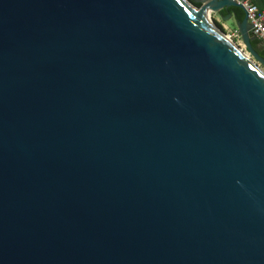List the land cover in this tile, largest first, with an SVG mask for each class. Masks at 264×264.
I'll return each mask as SVG.
<instances>
[{
  "label": "water",
  "instance_id": "1",
  "mask_svg": "<svg viewBox=\"0 0 264 264\" xmlns=\"http://www.w3.org/2000/svg\"><path fill=\"white\" fill-rule=\"evenodd\" d=\"M230 7L0 0V264H264V57L204 17Z\"/></svg>",
  "mask_w": 264,
  "mask_h": 264
},
{
  "label": "built area",
  "instance_id": "2",
  "mask_svg": "<svg viewBox=\"0 0 264 264\" xmlns=\"http://www.w3.org/2000/svg\"><path fill=\"white\" fill-rule=\"evenodd\" d=\"M233 1H235L238 4H241L244 7L247 16L249 18V21L253 25V30L255 32V35L257 36L258 39L264 41V10H261L256 4H254L250 0H233ZM223 29H225V32L227 31L226 35L230 41H232L243 52L251 56L245 45L240 30L238 29L231 30L227 27H223Z\"/></svg>",
  "mask_w": 264,
  "mask_h": 264
},
{
  "label": "trees",
  "instance_id": "3",
  "mask_svg": "<svg viewBox=\"0 0 264 264\" xmlns=\"http://www.w3.org/2000/svg\"><path fill=\"white\" fill-rule=\"evenodd\" d=\"M254 4H256L257 6H259V8L261 10H264V0H251ZM198 5V4H197ZM236 13V15L238 16V18L240 20H243L244 19V10H242L241 8H238V7H232L230 10L228 11H222L221 12V15L222 16H226L228 15L229 13ZM216 25L221 28L222 30H225L223 29V26L214 19ZM253 45L254 47L260 52V54L264 57V41L261 40V39H256L254 42H253Z\"/></svg>",
  "mask_w": 264,
  "mask_h": 264
},
{
  "label": "crops",
  "instance_id": "4",
  "mask_svg": "<svg viewBox=\"0 0 264 264\" xmlns=\"http://www.w3.org/2000/svg\"><path fill=\"white\" fill-rule=\"evenodd\" d=\"M251 1V0H250ZM259 7V6H258ZM232 7H230V8H228V9H223V10H221L218 14H217V17H219L220 19L218 20V19H216V17H214V19L216 20V21H218L223 27H227V28H229V29H231V30H235V29H238L239 30V28H238V23L239 22H241V21H243L245 18H246V15H247V13H246V11L244 10V9H242V10H244V14H245V16H244V19L243 20H240L239 18H238V16L236 15V13H233V12H231V13H229V14H233V17H232V20L231 21H234L235 23H236V27L235 28H232L230 25H229V23L228 22H230V21H224V20H222V18L220 17V16H222L221 15V12L222 11H228V10H230ZM236 8V7H235ZM228 14V15H229ZM228 15H226V16H228ZM216 16V15H215ZM223 17H225V16H223ZM258 39V38H257Z\"/></svg>",
  "mask_w": 264,
  "mask_h": 264
},
{
  "label": "rangeland",
  "instance_id": "5",
  "mask_svg": "<svg viewBox=\"0 0 264 264\" xmlns=\"http://www.w3.org/2000/svg\"><path fill=\"white\" fill-rule=\"evenodd\" d=\"M214 17H216V19H220L219 17H217V15L215 16V15H213ZM212 16V23L218 28V29H221V28H219L217 25H216V23H215V21H214V17ZM229 23V25L232 27V28H235L236 27V23L234 22V21H230V22H228ZM222 30V29H221ZM222 31H224L225 32V30H222ZM227 32V31H226ZM264 68V67H263Z\"/></svg>",
  "mask_w": 264,
  "mask_h": 264
},
{
  "label": "bare ground",
  "instance_id": "6",
  "mask_svg": "<svg viewBox=\"0 0 264 264\" xmlns=\"http://www.w3.org/2000/svg\"><path fill=\"white\" fill-rule=\"evenodd\" d=\"M204 17H205L206 19H208V20L212 23V21H211V19H210V17H209L208 14H205ZM246 56H247L248 59H250V56H249L248 54H246Z\"/></svg>",
  "mask_w": 264,
  "mask_h": 264
}]
</instances>
